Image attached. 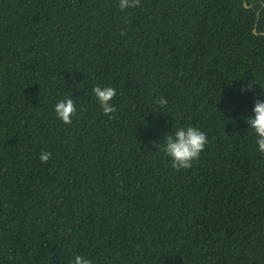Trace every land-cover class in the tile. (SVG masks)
Returning a JSON list of instances; mask_svg holds the SVG:
<instances>
[{"label": "trees", "instance_id": "trees-1", "mask_svg": "<svg viewBox=\"0 0 264 264\" xmlns=\"http://www.w3.org/2000/svg\"><path fill=\"white\" fill-rule=\"evenodd\" d=\"M117 4L0 0V264H264V154L244 119L264 0ZM186 125L207 144L174 169L160 145Z\"/></svg>", "mask_w": 264, "mask_h": 264}, {"label": "clouds", "instance_id": "clouds-1", "mask_svg": "<svg viewBox=\"0 0 264 264\" xmlns=\"http://www.w3.org/2000/svg\"><path fill=\"white\" fill-rule=\"evenodd\" d=\"M139 0H118V8L125 10L136 7ZM250 83H242L240 91L247 92L251 90ZM92 95L95 97L100 111L108 115L115 112L112 104V98L116 93V89L110 85H95L91 89ZM157 103L161 106L166 101L163 97L159 98ZM55 116L64 124L71 122V117L75 112V105L71 97H65L57 100L53 106ZM244 119L255 138V151L264 154V89L257 94L251 107V114L245 115ZM168 134L164 135L163 143L160 145L164 156L170 161L174 169L188 168L199 157L200 153L207 144V136L197 126L186 125L172 128ZM50 153L43 151L39 154L40 161L46 162ZM68 264H92V261L86 256L74 255L70 258Z\"/></svg>", "mask_w": 264, "mask_h": 264}]
</instances>
